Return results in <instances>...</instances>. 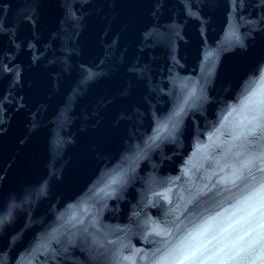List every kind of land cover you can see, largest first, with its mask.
<instances>
[{
  "label": "water",
  "instance_id": "1",
  "mask_svg": "<svg viewBox=\"0 0 264 264\" xmlns=\"http://www.w3.org/2000/svg\"><path fill=\"white\" fill-rule=\"evenodd\" d=\"M0 264H264V0H0Z\"/></svg>",
  "mask_w": 264,
  "mask_h": 264
},
{
  "label": "snow or ice",
  "instance_id": "2",
  "mask_svg": "<svg viewBox=\"0 0 264 264\" xmlns=\"http://www.w3.org/2000/svg\"><path fill=\"white\" fill-rule=\"evenodd\" d=\"M241 251H243V249H241ZM188 258H189V257H187V256L185 257V259H188Z\"/></svg>",
  "mask_w": 264,
  "mask_h": 264
}]
</instances>
